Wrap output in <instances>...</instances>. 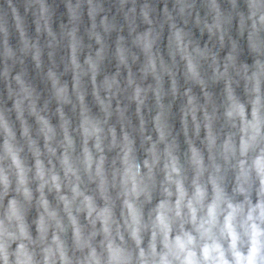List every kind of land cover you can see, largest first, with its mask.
I'll use <instances>...</instances> for the list:
<instances>
[{
  "label": "clouds",
  "instance_id": "9594fccd",
  "mask_svg": "<svg viewBox=\"0 0 264 264\" xmlns=\"http://www.w3.org/2000/svg\"><path fill=\"white\" fill-rule=\"evenodd\" d=\"M0 264H264V0H0Z\"/></svg>",
  "mask_w": 264,
  "mask_h": 264
}]
</instances>
